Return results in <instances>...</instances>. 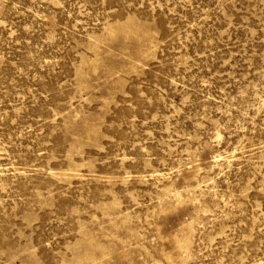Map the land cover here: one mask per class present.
Segmentation results:
<instances>
[{"label": "rangeland", "instance_id": "1", "mask_svg": "<svg viewBox=\"0 0 264 264\" xmlns=\"http://www.w3.org/2000/svg\"><path fill=\"white\" fill-rule=\"evenodd\" d=\"M0 264H264V0H0Z\"/></svg>", "mask_w": 264, "mask_h": 264}]
</instances>
